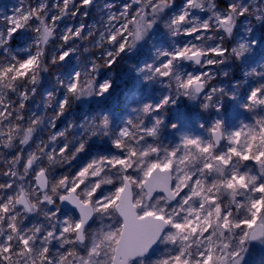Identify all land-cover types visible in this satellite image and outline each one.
I'll return each mask as SVG.
<instances>
[{
	"label": "snow or ice",
	"instance_id": "1",
	"mask_svg": "<svg viewBox=\"0 0 264 264\" xmlns=\"http://www.w3.org/2000/svg\"><path fill=\"white\" fill-rule=\"evenodd\" d=\"M253 18L264 0H18L0 14V264H248L264 248ZM84 43L99 55L82 61ZM130 56L129 114L96 104L64 121L110 98ZM229 60L242 78L213 83Z\"/></svg>",
	"mask_w": 264,
	"mask_h": 264
},
{
	"label": "rangeland",
	"instance_id": "2",
	"mask_svg": "<svg viewBox=\"0 0 264 264\" xmlns=\"http://www.w3.org/2000/svg\"><path fill=\"white\" fill-rule=\"evenodd\" d=\"M102 2L103 0H98V3H100L101 6H102ZM14 6H18V0H0V14L11 15V10ZM94 18L99 19V15L95 11V9H93V13L88 18L87 22L92 23ZM255 26L258 30L257 34H259V31H264L263 28H259L260 24L258 25V23H255ZM241 35H243L242 28L238 30V36H241ZM97 38H98V35H97ZM235 42L236 41L233 40L232 44L234 45ZM77 43H83V42L78 41ZM83 46L88 47L90 49V52L81 57L82 61L85 60L87 57L91 56L93 53H95L96 56L99 55V51L93 48L91 43H84ZM81 51H82V48H81ZM136 60H137L136 56L127 57L125 58V60H122L118 65H116L115 68L110 70L113 74V78L116 80L113 95L110 98H107L103 101L91 100L88 106H83L77 103L74 106L72 112L69 114V116L64 117V121H66L70 117L80 118L82 114V109H84L85 107L94 106L96 104H100V105H104V106L112 108L116 112L117 118H120L121 116L125 114H129L130 108L136 106L135 101H137L139 98L137 95H134V93L139 91V88L137 87L135 83V73L131 72L128 67L130 63H135ZM238 65H239V61L229 60L224 65L217 68L216 69V73H217L216 79L214 80L213 83L217 85H222V86L230 85V82L232 81L233 78L235 77L242 78V72H241L242 66H241V69H238L237 67ZM252 66H255V65H252ZM108 71L109 70L107 69H102V72L105 74ZM221 71H227L229 75L227 77L222 76L219 74ZM253 79H254L253 77H249L250 81ZM51 81H52V76L49 75L44 82L43 88L49 87V84ZM156 87H159V86H156ZM43 88H42V92H43ZM37 99H39V97H37ZM42 107L43 106L41 105V110H42ZM181 107H182V110H186L184 109V105H182ZM196 110L199 111L198 106ZM51 114H52V110L48 109V115H51ZM204 115H207V113H204ZM168 118H169L168 116L165 117L166 120ZM240 118L243 119V117H240ZM64 121L61 122L60 124L61 127H63ZM40 135L46 138L47 130L41 132ZM172 138H173L172 134L165 127L162 130L161 139L165 143H168ZM92 147H94V150H103V149H107L109 145L107 144L106 141H93ZM248 264H264V248H261L259 245L253 247L248 256Z\"/></svg>",
	"mask_w": 264,
	"mask_h": 264
},
{
	"label": "bare ground",
	"instance_id": "3",
	"mask_svg": "<svg viewBox=\"0 0 264 264\" xmlns=\"http://www.w3.org/2000/svg\"><path fill=\"white\" fill-rule=\"evenodd\" d=\"M253 21H254V18H253ZM255 23H258V25L260 24L259 22H255ZM259 28H263L264 29V24H260Z\"/></svg>",
	"mask_w": 264,
	"mask_h": 264
}]
</instances>
